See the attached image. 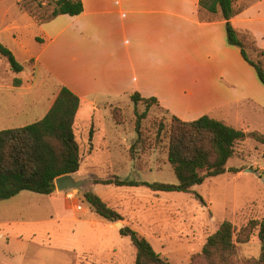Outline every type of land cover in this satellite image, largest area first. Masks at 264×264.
<instances>
[{
    "label": "rangeland",
    "instance_id": "obj_1",
    "mask_svg": "<svg viewBox=\"0 0 264 264\" xmlns=\"http://www.w3.org/2000/svg\"><path fill=\"white\" fill-rule=\"evenodd\" d=\"M52 9L49 0H0V42L26 71H29L26 65L29 56L38 49L37 29L31 23L40 24ZM248 54L251 59L255 58L250 50ZM17 77L0 55V131L40 120L47 106L45 94L39 96L35 105H30L28 91L13 86ZM257 83L263 89L258 93L260 101H241L210 115L246 134L236 144L235 153L226 164L230 172L205 180L195 186L191 194L153 193L146 188L102 184L94 188V192L104 198H130L134 205V209L128 211L132 229L143 235L154 251L170 264H189L220 222L227 220L239 230L249 220H260L264 216V144L250 136V133L264 135V87L258 80ZM20 105H25V112H15ZM118 106L124 118L122 128L129 134L127 144L133 146L131 156L123 149L111 153L101 149V128L106 122H94L95 129L101 130L91 133L87 117L97 118L99 111L83 106L75 120L81 156L80 175L103 178L116 169L113 159L126 160L129 164L131 157L150 164L151 172L134 174L132 169L137 165L132 164L128 170L120 169V179L177 184L169 163H164L170 116L155 106L145 112L142 104L134 106L130 101ZM135 111L145 112L139 139L133 130ZM105 113L108 115V111ZM159 162L164 165L157 171L154 165ZM69 191L49 196L22 192L0 201V264H134L135 248L130 240L106 228L108 222L90 209L81 191ZM78 206L83 211L76 210ZM236 250L242 264L258 257L257 232L247 244H237ZM196 264L203 263L197 261Z\"/></svg>",
    "mask_w": 264,
    "mask_h": 264
},
{
    "label": "crops",
    "instance_id": "obj_2",
    "mask_svg": "<svg viewBox=\"0 0 264 264\" xmlns=\"http://www.w3.org/2000/svg\"><path fill=\"white\" fill-rule=\"evenodd\" d=\"M81 1L83 12L78 16L60 15L45 24L31 23L37 29L38 49L26 62L29 71L23 67L15 79L28 91L30 105H35L40 95L47 96L42 118L65 87L80 99L79 110L86 106L99 111L97 118L92 115L87 119L91 133L102 129L101 149L128 152L129 134L114 122L111 110L131 102L135 93L156 98L167 116L186 122L241 101H260L258 93L263 89L239 50L227 43L225 22L199 21L200 0ZM239 7L242 10L231 18V26L239 34L250 33L256 46L264 50V0H237L235 8ZM24 106L15 112H25ZM94 122L106 125L95 129ZM89 142L92 147V140ZM113 163L116 169L108 176L118 178L120 169L128 170L132 164L137 165L134 174L151 172L152 167L131 157L129 164L116 159ZM164 163L154 165L155 170L160 171ZM73 176L87 179L84 189L108 177L98 179L79 171ZM96 185L101 184H93V192ZM96 195L121 215L124 226L132 228L128 211L134 205L130 198L112 200ZM105 227L119 234L114 223Z\"/></svg>",
    "mask_w": 264,
    "mask_h": 264
},
{
    "label": "trees",
    "instance_id": "obj_3",
    "mask_svg": "<svg viewBox=\"0 0 264 264\" xmlns=\"http://www.w3.org/2000/svg\"><path fill=\"white\" fill-rule=\"evenodd\" d=\"M237 0H200L198 16L200 22H225L227 43L236 47L244 62L250 66L257 80L264 87V50L256 46L254 37L239 34L230 24L231 18L239 14L242 7L235 8ZM53 9L40 24L48 23L60 15L71 17L83 12L81 0H49ZM248 50L254 53L251 59ZM0 55L6 59L13 74L23 71V66L14 54L0 42ZM21 81L14 79L13 86L20 87ZM131 102L145 107V112L155 106L167 114L156 98H141L133 94ZM81 101L69 89L61 87L48 112L40 120L19 128L0 131V201L9 200L22 192L51 195L54 181L63 175L76 174L81 166L80 147L75 134V120ZM145 112H134V130L139 139L141 121ZM117 125H122L121 108L111 110ZM256 141L264 144V135L250 133ZM246 134L209 115L194 121H182L170 116V135L167 161L177 179V184L148 183L121 180L110 175L93 184L116 187H143L153 193L191 194L193 188L205 180L225 174L226 164L235 153V146ZM133 147V146H132ZM132 147L129 153L131 156ZM232 172H237L231 170ZM230 172V171H229ZM89 184L81 194L90 209L104 220L116 223L121 215L103 202ZM260 242V253L243 264H264V216L260 220H249L239 230L227 220L219 223L216 231L208 236L201 252L194 255L189 264H242L237 258V244H247L254 233ZM121 237H127L135 248L134 264H170L156 253L149 241L129 226L119 229Z\"/></svg>",
    "mask_w": 264,
    "mask_h": 264
},
{
    "label": "water",
    "instance_id": "obj_4",
    "mask_svg": "<svg viewBox=\"0 0 264 264\" xmlns=\"http://www.w3.org/2000/svg\"><path fill=\"white\" fill-rule=\"evenodd\" d=\"M248 171L256 174L254 171ZM86 182L87 179H77L73 175H63L55 179L54 185L58 192H65L69 190H83ZM114 226L118 229L123 227L120 221L114 223Z\"/></svg>",
    "mask_w": 264,
    "mask_h": 264
},
{
    "label": "built area",
    "instance_id": "obj_5",
    "mask_svg": "<svg viewBox=\"0 0 264 264\" xmlns=\"http://www.w3.org/2000/svg\"><path fill=\"white\" fill-rule=\"evenodd\" d=\"M77 209H78V210H80V209H81V207H80V206H78V207H77Z\"/></svg>",
    "mask_w": 264,
    "mask_h": 264
}]
</instances>
